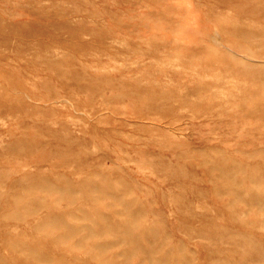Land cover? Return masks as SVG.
<instances>
[{
    "label": "rangeland",
    "instance_id": "rangeland-1",
    "mask_svg": "<svg viewBox=\"0 0 264 264\" xmlns=\"http://www.w3.org/2000/svg\"><path fill=\"white\" fill-rule=\"evenodd\" d=\"M0 191V264H264V0H0Z\"/></svg>",
    "mask_w": 264,
    "mask_h": 264
},
{
    "label": "bare ground",
    "instance_id": "bare-ground-1",
    "mask_svg": "<svg viewBox=\"0 0 264 264\" xmlns=\"http://www.w3.org/2000/svg\"><path fill=\"white\" fill-rule=\"evenodd\" d=\"M191 95V94H190ZM188 97V96H187ZM30 101V100H29ZM181 115V114H180ZM85 116V115H84ZM4 149V148H3ZM15 151V150H14ZM16 152V151H15ZM20 155V154H19ZM4 156V155H3ZM14 185V184H13ZM13 190V189H12ZM1 192V191H0ZM63 192V191H62ZM74 192V191H73ZM12 205V204H11ZM2 210V209H1ZM82 211V210H81ZM11 212V211H10ZM136 215V214H135ZM8 218V217H7ZM19 218H21V216L19 217ZM9 219V218H8ZM105 221H107V220H105ZM55 222V221H54ZM53 223V222H52ZM71 225V224H70ZM100 225V224H99ZM64 226V225H63ZM128 230H130V228H128ZM125 233V232H124ZM96 236V235H95ZM125 242V241H124ZM128 245V244H127ZM4 246V245H3ZM22 246H23V243H22ZM15 247V246H14ZM27 249V248H26ZM21 250V249H20ZM24 250V249H23ZM103 250V249H102ZM22 252V251H21ZM31 252H33V251H31ZM138 254V253H137ZM2 256V255H1ZM170 256V255H169ZM39 258V257H38ZM38 258H37V260H38ZM43 260V259H42ZM51 262V261H50ZM47 263H49L48 261H47ZM6 264V263H5Z\"/></svg>",
    "mask_w": 264,
    "mask_h": 264
}]
</instances>
